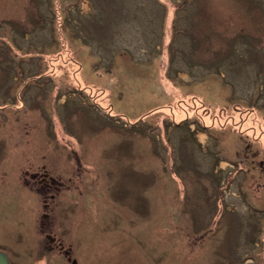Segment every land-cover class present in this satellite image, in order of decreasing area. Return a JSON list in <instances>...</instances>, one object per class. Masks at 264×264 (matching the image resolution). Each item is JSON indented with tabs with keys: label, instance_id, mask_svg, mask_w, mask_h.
<instances>
[{
	"label": "rangeland",
	"instance_id": "1",
	"mask_svg": "<svg viewBox=\"0 0 264 264\" xmlns=\"http://www.w3.org/2000/svg\"><path fill=\"white\" fill-rule=\"evenodd\" d=\"M0 157L23 264H264V0H0Z\"/></svg>",
	"mask_w": 264,
	"mask_h": 264
},
{
	"label": "flooded vegetation",
	"instance_id": "2",
	"mask_svg": "<svg viewBox=\"0 0 264 264\" xmlns=\"http://www.w3.org/2000/svg\"><path fill=\"white\" fill-rule=\"evenodd\" d=\"M2 155L6 157L5 154H2ZM5 157H0V163L2 162V160L6 159ZM21 163H22L21 159H18V160L15 159L13 162H10V161L5 162L3 165V168L8 172L7 181L11 184L16 185L17 187L18 196L15 194L16 191H13L14 196L17 198V201L21 202L22 200L21 192L24 190V193H25L24 196L32 197L33 200H35V204L38 201V197L42 196L41 205L43 206V208H47L49 206V203L46 201L47 200L46 197H51V200L53 199V194L51 193V190L53 189L52 187L54 188L57 187L55 185L58 182L56 180L57 177H53L49 175L45 169H42L45 166H43L41 170L40 169L38 170L37 168L32 167V164L30 165L31 167L29 168H22ZM77 169L83 170V167L80 165V166H77ZM79 170L78 172L76 170L75 171L77 172V175H76L77 178L81 180L82 171L80 172ZM45 191L47 192L45 193ZM43 193H45V196ZM43 196H44V199H43ZM46 216L47 214L42 213L43 218H46ZM18 220H19L18 223L20 224V219ZM4 234L0 236V253L4 254L7 257L8 264H23L21 261V252L16 251L13 247L15 245L14 243H19L20 245V239H19L20 231L18 232L17 228L15 227L14 236L9 237L13 245L4 244L3 242L5 239ZM48 241L50 240L48 239ZM51 243L52 244L55 243V238L52 237ZM58 250L60 253L62 252V255L65 257L68 264H79L74 251L73 253H71L70 249H64L62 245L58 246Z\"/></svg>",
	"mask_w": 264,
	"mask_h": 264
},
{
	"label": "water",
	"instance_id": "3",
	"mask_svg": "<svg viewBox=\"0 0 264 264\" xmlns=\"http://www.w3.org/2000/svg\"><path fill=\"white\" fill-rule=\"evenodd\" d=\"M0 264H8L7 257L0 253Z\"/></svg>",
	"mask_w": 264,
	"mask_h": 264
},
{
	"label": "bare ground",
	"instance_id": "4",
	"mask_svg": "<svg viewBox=\"0 0 264 264\" xmlns=\"http://www.w3.org/2000/svg\"><path fill=\"white\" fill-rule=\"evenodd\" d=\"M199 137H200L201 139H203V136H202V135H200Z\"/></svg>",
	"mask_w": 264,
	"mask_h": 264
}]
</instances>
